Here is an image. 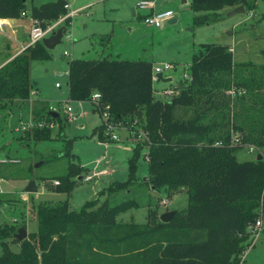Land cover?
I'll list each match as a JSON object with an SVG mask.
<instances>
[{"label": "trees", "instance_id": "trees-1", "mask_svg": "<svg viewBox=\"0 0 264 264\" xmlns=\"http://www.w3.org/2000/svg\"><path fill=\"white\" fill-rule=\"evenodd\" d=\"M259 0H191L194 24H209L225 8L256 9ZM27 0H0V18H19ZM68 0L35 5L31 16L48 23L68 13ZM245 11V12H246ZM68 20L66 25L68 26ZM103 40V38H101ZM109 37H104L103 45ZM107 45V44H106ZM42 41L29 46L0 67V108L30 98L35 60L51 58ZM153 62L116 59H71L69 100L91 101L93 93L110 105L115 121H141L146 133L129 158V177L109 184L100 193L129 188L136 180L141 150L149 162L147 183L165 186L169 196L183 190L188 205L176 209L169 221L151 208L147 221H117L121 211L137 205L133 199L116 204L87 200L74 209L68 200L35 204L38 227L13 249L0 235V264H242L251 230L264 218V64L236 62L229 44L204 43L195 49L190 79L171 98L155 95ZM234 91V93H232ZM59 113V112H58ZM34 140L51 138V127L63 124L49 105L34 110ZM69 120V118H68ZM131 122V123H132ZM140 130L132 127V130ZM100 141L109 139L101 123ZM71 146V140L67 141ZM254 145L255 159L240 161L238 153ZM71 155V150L66 151ZM262 158L258 159V155ZM89 169L80 163L59 177V191L75 187L74 175ZM0 228V232L2 231ZM18 230V229H17Z\"/></svg>", "mask_w": 264, "mask_h": 264}, {"label": "rangeland", "instance_id": "rangeland-1", "mask_svg": "<svg viewBox=\"0 0 264 264\" xmlns=\"http://www.w3.org/2000/svg\"><path fill=\"white\" fill-rule=\"evenodd\" d=\"M53 1L56 0H27L26 6L29 12L35 5ZM139 1L68 0V13L75 10V14L68 19L62 42L51 49V58L32 62L30 98L0 108V228L3 229L0 235H4L13 249L20 248V243L11 235L20 226H25L28 233L37 229V217L33 214L37 203L57 204L68 200L72 208L80 209L89 199L97 200V204H116L133 199L137 205L121 211L116 219L138 223L147 221L151 208H157L161 214L169 209L184 210L188 205L186 190L169 196L165 186L154 188L147 183L144 179L149 174L146 149L141 150L137 178L129 188L100 193L112 181L129 177L128 161L134 146L141 141L137 132L132 130L135 122L131 118L136 116L128 117L127 124L124 123L127 129L119 132L120 141L101 142L95 133L102 123L101 114L93 109L90 101L69 100L71 59L111 56L150 61L154 67L171 65L164 76L172 77V81L154 82L155 91L165 88L180 90L195 49L204 43L231 45L236 62L264 64V0L258 1L256 9L233 16H225L232 9L225 8L220 19L203 25L194 24L197 13L191 8V0H156L158 8H172L176 12L177 20L166 22L162 28L147 25L146 13L136 9ZM17 19L13 28L0 32V65L20 53L22 45L27 43L30 19ZM105 36L109 37L107 45L102 44ZM57 83L60 87L56 86ZM33 90L37 93L32 94ZM66 104L74 108L76 115L70 120ZM42 105H49L51 111L60 113L63 131L60 133V124L56 123L51 127L50 139L37 141L29 134L35 124L34 110ZM140 122L135 128L141 130ZM68 149L71 150L70 156L66 154ZM259 150L264 153V146ZM257 154L258 151L251 152L247 146L238 153V159H255ZM102 159L104 162L100 168L109 167L113 172L93 176L90 180L84 178L89 172L83 173V177L74 175L75 187L71 191H59L62 182L59 183L58 176L66 175L70 166L80 163L91 169ZM31 178H36L38 184V191L34 193L25 190ZM2 253L0 237V255ZM242 253V264H264V231Z\"/></svg>", "mask_w": 264, "mask_h": 264}, {"label": "built area", "instance_id": "built-area-1", "mask_svg": "<svg viewBox=\"0 0 264 264\" xmlns=\"http://www.w3.org/2000/svg\"><path fill=\"white\" fill-rule=\"evenodd\" d=\"M68 7H69V4L67 5V8ZM136 9L138 11H143L146 13L145 22L147 23L148 26L154 27V28H162L164 27L166 22L176 17V12L172 8L158 9L156 0H140L136 6ZM74 14H75V10H72L66 15H63L59 19L52 21L48 23L46 26H44L42 24V21L31 16L28 11H22L20 18L29 17L30 26H29L28 36H27V43L25 45H22L19 52H22L24 49H26L29 46L35 45L39 41H43L44 38L50 36L59 27L63 25L67 27L66 21L69 18H71ZM13 20L14 19L12 18H0V32H4L7 28H13V22H14ZM169 68H171V65L169 64H166L164 67H159V66L154 67L153 68V82L159 81L158 76H157L159 73H162L163 77L166 78V76H164V72L169 70ZM185 78L190 79L189 72L185 73ZM56 86L60 87V83H57ZM36 93H37L36 90L32 91V94H36ZM177 93L178 92L174 90V88L172 89L165 88L160 91H155V95L157 94V95H161L167 98H171ZM232 93H234V91H232ZM157 97L161 98L160 96H157ZM90 102L93 104V107H94L93 109L97 110L101 114L102 124L105 130V135H107L110 140L117 141V142L120 141L119 132L123 129L124 130L127 129L124 126V123L122 121L114 120V117L110 111V105L104 104L101 101V95L98 92H95L92 94ZM65 109L67 113L71 115L69 116V120L76 117V115L74 114V108L72 106L66 104ZM134 122H135L134 123L135 127H137V124H138L137 120H135ZM44 125L53 127V125L55 124L54 123L47 124V123L41 122L39 123L38 126L43 127ZM129 132H132V130L129 129ZM137 134H138L137 136L139 140H142L144 137H146V133L143 130H137ZM248 147L251 150V152L258 151L257 147H255L254 145H249ZM0 162H2V160H0ZM104 172L105 171L94 172L91 175L89 174L87 176H84V178L86 180H90L93 176H98L100 173H104ZM249 229L251 230V237H250L251 239L250 245H251L257 238H259L260 233L264 231L263 217L260 216L254 224L249 226ZM243 257H244V254H242V259Z\"/></svg>", "mask_w": 264, "mask_h": 264}, {"label": "water", "instance_id": "water-1", "mask_svg": "<svg viewBox=\"0 0 264 264\" xmlns=\"http://www.w3.org/2000/svg\"><path fill=\"white\" fill-rule=\"evenodd\" d=\"M245 11H246L245 6L239 5V6H236L232 9L228 10L227 14L225 16H233L236 14L244 13ZM175 21H176V19L174 20V22ZM66 32H67V27L63 25V26L59 27L56 31H54L50 36L44 38L42 42L48 49L51 50V49L55 48L56 45H58L59 43L62 42V39H63ZM157 76H158L159 80L172 81V77L164 78L162 73H159ZM51 113L53 115H55L56 117L59 116V113L56 111H51ZM261 158H262V154H259L258 159H261ZM144 179H147V176H145ZM25 190L27 192H32V193L38 191V184H37L36 178H31L29 180L27 186L25 187ZM175 212H176V209L165 210L160 214V218L163 221H169L173 217ZM15 236L17 238H19L20 240H23L24 238L28 237L27 228L25 226H20L18 228L17 232L15 233Z\"/></svg>", "mask_w": 264, "mask_h": 264}, {"label": "crops", "instance_id": "crops-1", "mask_svg": "<svg viewBox=\"0 0 264 264\" xmlns=\"http://www.w3.org/2000/svg\"><path fill=\"white\" fill-rule=\"evenodd\" d=\"M182 2H187V0H182ZM158 8V7H157ZM158 9H162V8H158ZM136 12V10L134 9V13ZM176 19L175 18H172L171 20H169V22H174V20ZM16 20L18 19H14L13 21L16 22ZM177 20V19H176ZM28 36V34H27ZM104 51V49H102ZM4 64V63H3ZM3 64H1L0 66H2ZM68 96H69V93H68ZM107 141V140H106ZM101 142H104V141H101ZM108 144V143H107ZM99 160V159H98ZM104 162V159H102L101 161H98L97 162V165H95L93 168L89 169V174H93L94 172H103L105 171L104 173H100L98 176H105L107 174H110V172H113V169H110L109 167H103V168H100V166L102 165V163ZM83 165V164H82ZM85 167V165H83ZM88 174V175H89ZM114 182V181H112ZM178 193L174 194V195H177Z\"/></svg>", "mask_w": 264, "mask_h": 264}]
</instances>
